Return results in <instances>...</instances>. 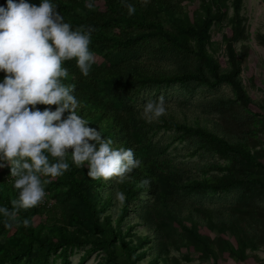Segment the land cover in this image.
Returning a JSON list of instances; mask_svg holds the SVG:
<instances>
[{
    "label": "trees",
    "instance_id": "obj_1",
    "mask_svg": "<svg viewBox=\"0 0 264 264\" xmlns=\"http://www.w3.org/2000/svg\"><path fill=\"white\" fill-rule=\"evenodd\" d=\"M185 1L93 0L89 9L88 0H50L73 29H95L90 50L102 62L94 63L87 77L75 60L62 65L69 72L64 83L75 85L78 114L116 147L132 148L141 164L124 183L107 187L69 157L70 170L46 185L44 202L20 211L19 219H28L29 227L7 230L0 217V264H50L59 250L84 244L102 247L116 264H140L147 256L148 264L168 263L172 249L182 248L211 264L225 255L238 264L259 259L264 248V141L259 136L264 132V95L255 97L247 88L243 73L249 50L236 47L246 33L245 0H200L192 15ZM28 2L39 5L41 0ZM125 2L135 7L134 15H128ZM6 5L7 0H0V6ZM225 21L230 34L224 36V62L212 46L211 30ZM257 38L264 46V33ZM4 76L0 72V82ZM173 84L211 89L227 84L235 98L203 100L205 113L218 115L204 123L197 116L190 122L186 116L176 118L168 107L159 120L146 121L143 106L134 107L132 99L144 89ZM249 85L257 87L254 78ZM162 128L185 135L204 154L224 159L226 167L204 162L197 165L200 174L193 175L189 167L176 166L163 147L150 149L148 132ZM215 170L223 174L208 175ZM143 179L150 186L139 187ZM116 191L126 200L114 217L107 211L119 204ZM209 191L237 199L218 206L187 202L193 193ZM18 195L9 164L0 161V206L10 208ZM131 212L138 223L130 222ZM138 225L149 234L133 233Z\"/></svg>",
    "mask_w": 264,
    "mask_h": 264
},
{
    "label": "clouds",
    "instance_id": "obj_2",
    "mask_svg": "<svg viewBox=\"0 0 264 264\" xmlns=\"http://www.w3.org/2000/svg\"><path fill=\"white\" fill-rule=\"evenodd\" d=\"M124 6L129 16L135 14L132 4ZM86 7L93 9V0ZM94 31L89 25L73 29L50 0L39 5L7 0L6 7L0 6V72L5 73L0 82V161L9 164L12 186L19 193L10 208L0 206L7 230L30 226L28 219H19L20 211L44 202L46 185L70 170L69 157L77 168L87 167L92 180L124 183L140 167L132 148L116 147L78 114L75 85L64 83L69 77L62 66L66 61L75 60L84 77L90 74L96 59L90 50ZM36 105L56 108L40 110ZM166 114L163 95L143 106L148 122ZM150 184L143 179L139 187ZM115 199L123 204L126 196L116 191Z\"/></svg>",
    "mask_w": 264,
    "mask_h": 264
},
{
    "label": "rangeland",
    "instance_id": "obj_3",
    "mask_svg": "<svg viewBox=\"0 0 264 264\" xmlns=\"http://www.w3.org/2000/svg\"><path fill=\"white\" fill-rule=\"evenodd\" d=\"M184 5L188 12L192 15L197 9L200 8V0H186ZM201 11V10H199ZM243 16L245 18V38L236 44L238 50L242 46H245L249 50V57L244 65L243 77L246 82L247 88L250 93L255 97L262 98L264 95V46L258 41V34L264 33V0H245L243 8ZM232 11H229V17ZM229 29L226 21L224 25L213 26L211 30V43L216 51V55L221 57L225 62L227 57L225 55L226 43L224 36L229 35ZM95 63H101L102 59L95 56ZM254 78L256 88L250 87L249 79ZM163 95L166 102V107L171 109L176 118L182 119L186 116L190 121L195 116L201 118L202 122L204 118L218 117L216 113H205L203 103L205 99L216 96H229L235 98L233 89L227 85H221L217 88L211 89L205 86L197 85H160L154 86L140 91L133 99L134 107L141 108L149 99H156ZM256 112L258 109L252 107ZM152 141L150 149L156 151L155 147H163L164 156L167 157L172 163L179 167H189L193 175L200 174L197 171V165L204 162L219 163L223 167H226V161L217 155L212 157L208 154H204L198 149V146L188 137L177 132L175 129H160L158 131H151L147 134ZM264 141V132L259 135ZM158 151V150H157ZM222 175L221 170L212 171L208 175ZM116 178H112L109 181H103L107 184V187H111L116 183ZM142 198H146V194L142 195ZM237 197L234 194L228 193H214V192H195L193 193L187 202L197 203L205 206H218L222 204H229L235 202ZM141 201V200H140ZM140 201H136L135 205ZM120 204L116 207H111L107 214H112L116 217ZM130 222L138 223L137 215L133 212L130 213ZM147 235L148 229L143 225H138L133 233ZM259 259L249 264H264V248L258 251ZM211 264L209 262H203L197 254L186 248L172 249L168 263L163 264ZM150 256H147L140 264H148ZM50 264H116L112 261L105 250L100 246H93L90 244H84L78 247H72L67 250H59L54 253L50 258ZM219 264H238L231 259L227 258V255L222 256ZM246 264V263H241Z\"/></svg>",
    "mask_w": 264,
    "mask_h": 264
}]
</instances>
